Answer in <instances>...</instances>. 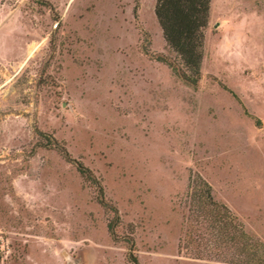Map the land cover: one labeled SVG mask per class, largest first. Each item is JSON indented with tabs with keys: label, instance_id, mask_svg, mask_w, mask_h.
Masks as SVG:
<instances>
[{
	"label": "rangeland",
	"instance_id": "obj_1",
	"mask_svg": "<svg viewBox=\"0 0 264 264\" xmlns=\"http://www.w3.org/2000/svg\"><path fill=\"white\" fill-rule=\"evenodd\" d=\"M155 2L0 0V264H233L186 239L199 176L264 242V0H210L197 88Z\"/></svg>",
	"mask_w": 264,
	"mask_h": 264
},
{
	"label": "trees",
	"instance_id": "obj_2",
	"mask_svg": "<svg viewBox=\"0 0 264 264\" xmlns=\"http://www.w3.org/2000/svg\"><path fill=\"white\" fill-rule=\"evenodd\" d=\"M154 13L167 45L181 61V66L171 63L173 70L186 84L197 88L201 79L204 31L209 22L210 0H156ZM48 141L58 146L53 138ZM57 148L68 161L75 163L83 178L96 185L98 203L113 213L107 228L115 238L118 211L104 199L102 185L87 167L70 157L65 147ZM199 182L200 186L190 197V217L194 224L187 226L185 236L188 242L194 241L193 236L200 240L204 232L206 237L201 243L206 247L202 250H211L207 246L211 242L216 244V260L233 264H264V242L249 235L230 209L213 199L211 186L201 176ZM128 260L131 264H139L132 252H129Z\"/></svg>",
	"mask_w": 264,
	"mask_h": 264
}]
</instances>
